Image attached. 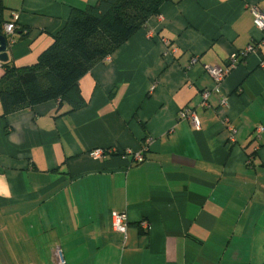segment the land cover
<instances>
[{
	"label": "crops",
	"instance_id": "obj_1",
	"mask_svg": "<svg viewBox=\"0 0 264 264\" xmlns=\"http://www.w3.org/2000/svg\"><path fill=\"white\" fill-rule=\"evenodd\" d=\"M96 1L0 0L1 24L18 15L8 60L35 63L72 10ZM252 6L264 12V0L165 2L79 79L84 107L2 115L0 104V264H60L58 252L63 264H264V31ZM250 45L216 94L204 66Z\"/></svg>",
	"mask_w": 264,
	"mask_h": 264
},
{
	"label": "trees",
	"instance_id": "obj_2",
	"mask_svg": "<svg viewBox=\"0 0 264 264\" xmlns=\"http://www.w3.org/2000/svg\"><path fill=\"white\" fill-rule=\"evenodd\" d=\"M169 1L97 0L84 9H73L35 63L20 67L9 60L0 63L4 69L0 76L2 115L50 100L68 104V112L84 107L79 79Z\"/></svg>",
	"mask_w": 264,
	"mask_h": 264
},
{
	"label": "built area",
	"instance_id": "obj_3",
	"mask_svg": "<svg viewBox=\"0 0 264 264\" xmlns=\"http://www.w3.org/2000/svg\"><path fill=\"white\" fill-rule=\"evenodd\" d=\"M251 11L253 14V23L255 27L258 29L264 31V12L260 10L257 6H252ZM17 19L18 15L15 12H12L11 19L7 22H4L1 25V33H3L7 40L8 44H13L14 40L11 39V36L14 34L16 28H17ZM165 46L168 48V41L164 40ZM256 48L254 45H250L243 51L237 53L233 52L231 55H229L228 62L225 66H217V65H205L204 70L206 73L212 77L213 81L215 82V86L213 88V91L218 94L220 92L218 83L221 82V80L226 76V74L236 65L238 62L239 57L245 56L247 53L253 51ZM168 51V50H167ZM264 65V61L261 63ZM209 90L202 91V106H207L206 100L209 94ZM227 105V99L226 96L221 94L219 99V106L221 108H225ZM179 118L180 119H187L191 122V124L198 129L199 121L197 119V116L193 110L190 109H182L179 111ZM264 130V126L260 125L255 129L256 137L260 138V133ZM236 128L233 126H228V141L233 143L235 141L236 136ZM103 151L101 150H95L93 151L92 155L95 157H100L102 155ZM133 158L136 161H140L143 159V155L141 152L133 153ZM111 226L113 230L115 231H122L125 232L127 229V215L124 212H111ZM143 227L148 228L146 223H142ZM59 262L60 264H63V260L61 257L60 252H58Z\"/></svg>",
	"mask_w": 264,
	"mask_h": 264
},
{
	"label": "water",
	"instance_id": "obj_4",
	"mask_svg": "<svg viewBox=\"0 0 264 264\" xmlns=\"http://www.w3.org/2000/svg\"><path fill=\"white\" fill-rule=\"evenodd\" d=\"M1 16H0V62H6L8 60V40L6 36L1 33Z\"/></svg>",
	"mask_w": 264,
	"mask_h": 264
}]
</instances>
